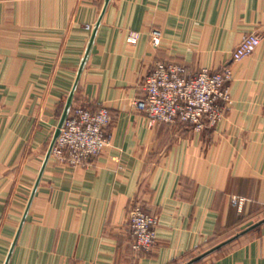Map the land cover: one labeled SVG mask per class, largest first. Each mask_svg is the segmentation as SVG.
<instances>
[{
	"label": "crops",
	"instance_id": "crops-1",
	"mask_svg": "<svg viewBox=\"0 0 264 264\" xmlns=\"http://www.w3.org/2000/svg\"><path fill=\"white\" fill-rule=\"evenodd\" d=\"M160 61L231 66L217 127H149L136 101ZM75 107L114 118L79 166L53 155ZM136 201L159 220L149 253L132 248ZM263 219L264 0H0V264H190ZM191 264H264V224Z\"/></svg>",
	"mask_w": 264,
	"mask_h": 264
},
{
	"label": "built area",
	"instance_id": "built-area-1",
	"mask_svg": "<svg viewBox=\"0 0 264 264\" xmlns=\"http://www.w3.org/2000/svg\"><path fill=\"white\" fill-rule=\"evenodd\" d=\"M138 39V33H131L128 41L136 44ZM151 39L154 46H159L161 31L152 30ZM260 44L258 34L246 35L234 51L233 61L251 56ZM232 80L233 70L229 65L216 72L203 68L190 75L182 64L160 61L147 76L143 86L145 97L136 101V107L146 115L150 128L160 123L184 124L202 132L207 127H217L225 118L232 104ZM113 119L106 108L93 112L75 107L64 122L53 155L73 166L91 163L111 144ZM232 203L243 211L246 199L233 197ZM158 225L156 215L148 213L142 203L134 202L129 216L132 248L137 252H151L158 244Z\"/></svg>",
	"mask_w": 264,
	"mask_h": 264
},
{
	"label": "water",
	"instance_id": "water-1",
	"mask_svg": "<svg viewBox=\"0 0 264 264\" xmlns=\"http://www.w3.org/2000/svg\"><path fill=\"white\" fill-rule=\"evenodd\" d=\"M66 119H67L66 117L63 119V121H62V123H61V126H60L59 130L57 131V134H56V137H55V143H56V140H57V138L59 137V135H60V133H61L62 127H63L64 122H65ZM54 145H55V144H54ZM263 224H264V219L261 220L260 222L256 223V224H254L253 226L249 227L248 229H246L245 231H243L242 233H240L239 235H237V236L234 237L233 239H231V240H229V241H227V242H224V243L218 245L217 247H215V248H213L212 250L208 251L205 255H202V256H200V257L194 259L191 263H194V262H196V261L202 259L204 256H208L209 254L213 253L214 251L219 250L220 248H222L223 246L227 245L228 243L234 241L235 239L239 238L240 236H243V235L248 234L249 232H251V231L257 229V228L260 227V226H262ZM191 263H190V264H191Z\"/></svg>",
	"mask_w": 264,
	"mask_h": 264
},
{
	"label": "rangeland",
	"instance_id": "rangeland-1",
	"mask_svg": "<svg viewBox=\"0 0 264 264\" xmlns=\"http://www.w3.org/2000/svg\"><path fill=\"white\" fill-rule=\"evenodd\" d=\"M101 154H102V153H101ZM101 154H100V155H101ZM100 155H99V156H100ZM99 156H98V157H99ZM96 158H97V157H96ZM257 223H258V222H257Z\"/></svg>",
	"mask_w": 264,
	"mask_h": 264
}]
</instances>
